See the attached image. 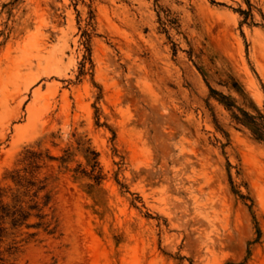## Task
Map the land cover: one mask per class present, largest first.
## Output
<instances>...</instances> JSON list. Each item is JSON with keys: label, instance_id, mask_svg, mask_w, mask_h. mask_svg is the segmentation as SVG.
Returning a JSON list of instances; mask_svg holds the SVG:
<instances>
[{"label": "rangeland", "instance_id": "rangeland-1", "mask_svg": "<svg viewBox=\"0 0 264 264\" xmlns=\"http://www.w3.org/2000/svg\"><path fill=\"white\" fill-rule=\"evenodd\" d=\"M211 89L264 114V0H0V188L46 223L0 217L4 264H264V141Z\"/></svg>", "mask_w": 264, "mask_h": 264}, {"label": "trees", "instance_id": "trees-1", "mask_svg": "<svg viewBox=\"0 0 264 264\" xmlns=\"http://www.w3.org/2000/svg\"><path fill=\"white\" fill-rule=\"evenodd\" d=\"M242 14L246 15V12L242 11ZM84 37L87 38V42H89V38H90L89 34L85 33ZM211 91L214 94L215 98L221 104H223L228 110L237 109L239 111V114H234V118L236 119V121L242 124L243 126L249 128L250 131L256 137V139L260 141H264V114H262L257 109L254 103H252L251 105L257 114H251L247 110L237 107L236 101L232 100L230 97H226L222 94H219L213 89H211ZM240 91L241 90H238V92L241 95H244L242 94L243 92H240ZM87 153L94 156V157H90L88 155V161L91 167L93 168V172L95 173L97 172V169L99 167V163L97 160L98 155L95 152H87ZM68 156H70L69 153H68ZM94 179L99 184L102 178L101 176H95ZM12 181L15 183V185L17 186L20 185V182L16 180L15 178H12ZM44 189H45L44 187H39L38 190L36 191V194L40 193ZM3 193H4V189L0 188V204H1L0 205V217L2 219H5V218L10 219L11 225L13 226V228H21L25 225L26 228L28 229L29 228L39 229L46 224L44 223L45 215L43 213L42 208H39L38 204L35 203L29 206L28 208L29 210L27 212L23 209L24 202H18L17 205H14L13 207H9L8 203L4 202L5 195ZM46 197L48 199V196ZM48 203H49V200H47V202L44 204V207H46ZM32 211H37V214H32ZM32 217L38 218L39 222L36 224L27 223ZM35 235H36L35 233L31 234V236H35ZM0 264H4L1 248H0Z\"/></svg>", "mask_w": 264, "mask_h": 264}]
</instances>
